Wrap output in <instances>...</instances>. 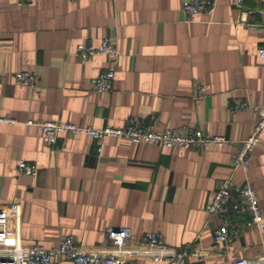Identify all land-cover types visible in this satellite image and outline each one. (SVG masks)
I'll list each match as a JSON object with an SVG mask.
<instances>
[{
    "label": "crops",
    "instance_id": "crops-1",
    "mask_svg": "<svg viewBox=\"0 0 264 264\" xmlns=\"http://www.w3.org/2000/svg\"><path fill=\"white\" fill-rule=\"evenodd\" d=\"M182 0H0V207L17 203V239L23 247L55 248L74 236L86 252L114 249L105 230L127 228L119 257L132 264H163L142 255L138 243L154 232L184 251V264H229L264 254V229L232 217L236 239L215 244L221 218L205 205L220 182L254 190L264 219V132L245 171L233 169L234 145L164 148L122 138L95 142L84 135L43 139L27 121L121 128L131 119L153 132L191 127L236 143L264 104V75L257 50L264 47V0H214L212 13L192 20ZM107 38L117 57L111 89L92 91L89 80L109 61L95 55L81 63L80 44ZM17 72L35 77L16 84ZM198 88L203 93H196ZM100 147L99 153L96 152ZM19 161L37 177L17 174ZM9 226L15 228L13 221ZM13 239L10 241L12 242ZM54 264H71L57 256Z\"/></svg>",
    "mask_w": 264,
    "mask_h": 264
},
{
    "label": "built area",
    "instance_id": "built-area-1",
    "mask_svg": "<svg viewBox=\"0 0 264 264\" xmlns=\"http://www.w3.org/2000/svg\"><path fill=\"white\" fill-rule=\"evenodd\" d=\"M17 4H22L28 0H11ZM75 1V0H70ZM241 0H237L239 3ZM214 0H182L181 10L192 20L198 13H212ZM95 55L105 56L109 64L106 69L99 72L89 80V87L92 91L106 93L111 89L114 78V68L117 53L113 44L107 38H101L96 45L80 44L77 45L73 56L81 63ZM259 65L264 75V47L257 50ZM16 84L33 87L35 77L29 72H17L14 75ZM196 93L201 95L202 88H198ZM232 108L241 111L247 108L258 112V118L252 127L248 137L236 143L226 140L219 135H207L199 129L183 127L179 129H164L153 132L142 126L136 120H129L124 127L92 129L82 127L68 122L45 121L33 123L27 121V125H35L43 135V139L50 145H55L62 135L77 136L84 135L95 142H100L107 138H122L132 144H150L164 148H197V147H217L224 145H234L235 152L231 159L233 169L241 168L246 170L249 156L252 150L259 143V137L264 132V104L259 107H251L246 102H235ZM0 122L13 125L17 121L2 117ZM98 146L96 152L99 153ZM17 174L37 177L38 170L34 165L19 161ZM205 212L208 215H216L221 218V223L212 232V240L215 244H221L230 239L238 237L240 226L232 221V217L247 215V226L253 227L257 231L264 229V219L262 218L258 199L253 189L247 184L236 186L227 178L220 182L214 191L211 199L205 205ZM9 221H13L15 228L9 226ZM20 221V206L12 203L0 207V264H54L57 256L70 261L71 264H132L131 261L120 258L119 252L128 245L130 231L127 228H107L105 236L113 252H86L79 248L74 236H66L59 240L55 248H45L39 245L23 247L17 239V229ZM13 239L12 242H10ZM138 246L142 255H146L154 262L163 264H184V251L166 246L161 237L154 232H148L140 239ZM202 264V263H199ZM229 264H264V254L254 260L236 259Z\"/></svg>",
    "mask_w": 264,
    "mask_h": 264
}]
</instances>
